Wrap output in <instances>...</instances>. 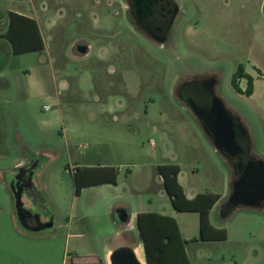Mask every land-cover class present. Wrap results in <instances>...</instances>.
I'll return each instance as SVG.
<instances>
[{
  "label": "rangeland",
  "instance_id": "rangeland-1",
  "mask_svg": "<svg viewBox=\"0 0 264 264\" xmlns=\"http://www.w3.org/2000/svg\"><path fill=\"white\" fill-rule=\"evenodd\" d=\"M174 1L160 43L131 22L125 0H0V264H85L81 257L101 254L118 230L137 244L136 227L123 230L111 216L114 205L173 214L191 264H264V207L223 216L218 204L211 222L226 239L197 240L198 213L173 209L156 169L178 164L187 193L230 194L231 162L178 95L195 77L215 79L216 95L247 129L250 154L264 160V0ZM9 9L38 19L45 50L11 52ZM240 65L256 76L251 95L245 78L241 92L232 86ZM88 161L113 166L116 182L77 195L73 172ZM17 162L32 170L48 229L18 222L8 185Z\"/></svg>",
  "mask_w": 264,
  "mask_h": 264
},
{
  "label": "trees",
  "instance_id": "trees-1",
  "mask_svg": "<svg viewBox=\"0 0 264 264\" xmlns=\"http://www.w3.org/2000/svg\"><path fill=\"white\" fill-rule=\"evenodd\" d=\"M5 38L13 54L41 51L44 42L36 20L13 11L7 13V30ZM245 78V93H253L254 78L239 66L232 78V86L239 92L238 80ZM157 172L162 178L165 192L172 207L178 212H197L199 218V236L197 240H225L224 228L211 224L209 211L219 200V195L212 192H201L193 198L185 195L178 181L180 166L176 163L158 164ZM117 171L113 166H80L73 172L75 194L88 186L115 183ZM234 179V174H233ZM136 227L143 246L146 264H190L186 253L185 240L179 225L173 216L157 212H139L136 215Z\"/></svg>",
  "mask_w": 264,
  "mask_h": 264
},
{
  "label": "water",
  "instance_id": "water-1",
  "mask_svg": "<svg viewBox=\"0 0 264 264\" xmlns=\"http://www.w3.org/2000/svg\"><path fill=\"white\" fill-rule=\"evenodd\" d=\"M155 1L134 0L137 17L146 13L147 4H155ZM169 23L170 21L167 20L166 26ZM159 40L163 41L164 38L160 37ZM86 50V46L77 48L80 53H85ZM179 97L197 116L216 150L232 164L234 179L231 192L222 206V215L226 216L238 207H264V160L250 154L251 141L247 129L239 117L233 114L216 95L213 83L202 80L185 82L180 88ZM23 177L24 174L20 170L8 182L14 198L18 222L32 231L50 228L53 225L52 222L35 230L24 225L23 220L27 210L22 200ZM28 179L31 182L32 170ZM114 217L119 222H127L129 215L125 209L120 208L114 211ZM110 262L111 264H146L138 258L135 250L130 246L115 248L110 255Z\"/></svg>",
  "mask_w": 264,
  "mask_h": 264
},
{
  "label": "flooded vegetation",
  "instance_id": "flooded-vegetation-1",
  "mask_svg": "<svg viewBox=\"0 0 264 264\" xmlns=\"http://www.w3.org/2000/svg\"><path fill=\"white\" fill-rule=\"evenodd\" d=\"M150 1V0H146ZM155 1V0H151ZM155 4H147V11L142 16L136 15V8L134 0H125L126 8L128 17L131 20V22L140 30H142L144 33H146L150 38L155 40L156 42H164L167 39V36L169 34V31L173 25L174 19L178 13V6L174 0H156ZM150 3V2H148ZM174 13V15H173ZM172 14V17H171ZM167 20L170 21V23L167 25ZM165 30V31H163ZM163 35V36H162ZM160 37H163L164 40L160 41ZM79 46H85L83 44L76 43L75 48L77 49ZM193 80H202V81H208L213 83V88L215 86V79L210 77H195L191 80L184 81L181 83V85L178 88V95L180 93L181 86L188 81ZM20 170H22L24 177L22 180V186H23V194L25 195L27 199V203H24V207L26 208L27 212L25 213L23 223L26 227L30 229H38L39 227H42L43 225L49 223L48 221L46 223L43 222L42 217L44 216V213L41 211V204L39 198L35 195L32 184L28 179V175L31 171V168L28 165H24L21 167V169H16L15 173H18ZM45 230V229H42ZM39 230V231H42Z\"/></svg>",
  "mask_w": 264,
  "mask_h": 264
},
{
  "label": "crops",
  "instance_id": "crops-1",
  "mask_svg": "<svg viewBox=\"0 0 264 264\" xmlns=\"http://www.w3.org/2000/svg\"><path fill=\"white\" fill-rule=\"evenodd\" d=\"M8 11H13V12H16V13H19V14H23L25 16H28V17H32L36 20L37 24H38V27H39V30H40V33H41V36H42V39H43V42H44V48L43 50H45L46 48V43H45V39H44V36H43V33H42V29H41V25H40V22L38 21L37 18L33 17L31 14H29L25 9H18V10H15V9H9ZM2 17V14H0V18ZM6 19H7V14H6ZM2 26V23L0 22V28ZM41 50V51H43ZM35 52H38V51H35ZM245 73L248 74L247 71L244 70ZM254 78V80L256 79V76H252ZM106 164H94L93 162L91 161H88L87 164H84L82 166H104ZM24 164L22 162H17L15 165H14V169H18V168H21L23 167ZM181 172V171H180ZM180 172L178 174V181L179 183L182 185L183 187V190L185 192V195L188 197V198H193L196 194L198 193H201V192H191V193H187L181 180H180ZM161 178V176H160ZM161 181H162V178H161ZM231 192V191H230ZM225 203V200L223 199H219L214 205L213 207L210 209L209 211V220L211 222V213L212 211L214 210V208L219 204L221 207L223 206V204ZM116 208V206L114 205L111 209V216L113 217L114 216V209ZM123 209H125L129 215V218L127 220V222H121V223H124V227H123V230L126 228H132V227H136V215L139 213V212H150L148 210H144V209H140V208H137L135 210H130L129 208H125L123 207ZM174 209V208H173ZM175 210V209H174ZM176 211V210H175ZM178 212V211H176ZM158 213V212H157ZM160 214H166V215H170V216H173L176 220L177 218L171 214L170 212L168 211H165V212H160ZM178 225H179V229H180V232H181V235L182 237L186 240L187 238L185 237L184 235V232L179 224V222L177 221ZM212 224V222H211ZM215 226V225H213ZM217 227V226H215ZM137 229V227H136ZM138 232V230H137ZM140 245L139 249L137 248V246ZM119 246H130L132 247L136 254H137V251L139 250L140 251V256L137 254L138 258L142 261V257L145 261V256H144V251H143V246H142V243L141 241L139 240V242L137 244H134V241L133 239H131L129 236L127 235H123V231L121 232V230H118L116 231V233H114L113 236H111V239L109 242H107L104 247H103V250H102V253L101 254H98V255H86L84 257H81V260H82V263H96V264H111L110 262V255L112 253V250L116 247H119ZM185 249H186V244H185ZM141 257V258H140ZM190 261V260H189ZM145 263V262H144ZM191 264V263H190Z\"/></svg>",
  "mask_w": 264,
  "mask_h": 264
},
{
  "label": "bare ground",
  "instance_id": "bare-ground-1",
  "mask_svg": "<svg viewBox=\"0 0 264 264\" xmlns=\"http://www.w3.org/2000/svg\"><path fill=\"white\" fill-rule=\"evenodd\" d=\"M137 254H138L139 256L141 255L139 250L137 251ZM140 258H141V257H140Z\"/></svg>",
  "mask_w": 264,
  "mask_h": 264
}]
</instances>
